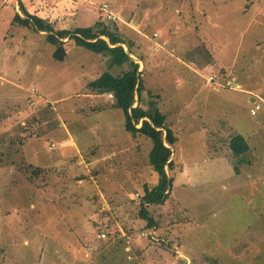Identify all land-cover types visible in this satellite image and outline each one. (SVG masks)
Instances as JSON below:
<instances>
[{
	"label": "rangeland",
	"instance_id": "obj_1",
	"mask_svg": "<svg viewBox=\"0 0 264 264\" xmlns=\"http://www.w3.org/2000/svg\"><path fill=\"white\" fill-rule=\"evenodd\" d=\"M15 1L55 28L100 21L132 42L139 105L158 95L177 138L171 196L147 207L154 230L138 217L158 181L151 143L86 88L126 66L108 69L71 41L55 60L44 33L13 23ZM234 134L250 148L238 175ZM0 154V264H264V0H0ZM38 166L52 176L34 177ZM11 169L21 173L8 187ZM40 179L53 187L33 201L24 182Z\"/></svg>",
	"mask_w": 264,
	"mask_h": 264
},
{
	"label": "trees",
	"instance_id": "obj_2",
	"mask_svg": "<svg viewBox=\"0 0 264 264\" xmlns=\"http://www.w3.org/2000/svg\"><path fill=\"white\" fill-rule=\"evenodd\" d=\"M17 6L23 18L16 13L13 23L44 33L45 41L54 47L52 56L55 60L63 61L66 58L64 45L71 41L73 45L91 52L93 56L102 61H106L108 69L126 66L127 69L122 70L121 74L116 76L109 72H103L89 82L86 88L94 94H111L113 101L111 107L120 110L125 118L124 130L131 136H143L151 143L148 164L151 170L157 174L158 181L151 188L144 186L139 202L138 217L145 222V229L154 230L157 228V222L149 214L147 207L162 206L171 196L173 178H170L167 172L174 169L171 156L172 147L177 138L166 122V115L159 110L160 97L158 95L147 93L146 108L139 105L144 87L138 72L139 66L130 57L132 42L100 21L85 28H55L48 23L47 18L28 14L20 1H17ZM123 45L128 48L126 52ZM135 103L137 105L134 107ZM28 138L29 136L19 138L15 143L22 146ZM228 148L234 160L233 172L238 175L241 166L251 164L246 158L250 150L249 145L241 135L234 134L229 138ZM31 172L34 177L46 174L44 168L40 167L33 168Z\"/></svg>",
	"mask_w": 264,
	"mask_h": 264
},
{
	"label": "crops",
	"instance_id": "obj_3",
	"mask_svg": "<svg viewBox=\"0 0 264 264\" xmlns=\"http://www.w3.org/2000/svg\"><path fill=\"white\" fill-rule=\"evenodd\" d=\"M16 2V1H15ZM17 3V2H16ZM16 7H18L17 6V4H16ZM18 14H19V12H18ZM49 19V18H48ZM48 21H52V20H48ZM212 81H213V78H212ZM211 81V82H212ZM210 82V83H211ZM231 86H234V85H231ZM35 92V91H34ZM32 93V92H31ZM36 94V93H35ZM92 95H94V94H92V93H90L89 95H87V96H89V97H93ZM104 95H106V97H107V94H102V95H100V96H104ZM96 96H98V95H96ZM108 99V98H107ZM252 99V98H251ZM253 100V99H252ZM254 101V102H253ZM253 101H251V102H253V104L254 103H256V100H253ZM136 104V103H135ZM137 105V104H136ZM135 107V106H134ZM98 109L96 110V113H101V112H103V111H106V109H108V107H101V106H99V107H97ZM124 124V123H123ZM123 128H124V126H123ZM29 153H32V152H29ZM38 167H41V166H38ZM18 172H20V171H18ZM16 170H13V169H11V170H9L8 171V174H7V172H3V174L4 175H7V177L9 176V179H10V181H12V182H8V187L11 185V183H13V184H16L17 182L15 181V180H12L11 178L13 177L12 176V174H14L15 175V173H17V174H19ZM21 173V172H20ZM50 174V175H49ZM45 175H49V176H52V173H50V172H48V171H46V174ZM24 183H26L27 185H29V186H31V187H33L32 188V190H29V189H27L28 191H30V192H32V200L34 201L35 200V197L37 196V193H44V192H50V191H48V189L47 188H50L51 189V187H53V184L52 183H50V182H48L46 185L44 184V181H43V179L41 180H32V181H25ZM18 184V183H17ZM16 184V185H17ZM39 196H41V194L40 195H38V197ZM44 199H45V202L47 203V204H52V201H53V199L51 198V195L50 194H48V195H46V196H44ZM10 212V211H9ZM7 213V215H10V213ZM6 214V213H5Z\"/></svg>",
	"mask_w": 264,
	"mask_h": 264
},
{
	"label": "built area",
	"instance_id": "obj_4",
	"mask_svg": "<svg viewBox=\"0 0 264 264\" xmlns=\"http://www.w3.org/2000/svg\"><path fill=\"white\" fill-rule=\"evenodd\" d=\"M101 10L104 12V15H105V19H106V20L109 21V20H115V19H116L115 15L110 11V9L108 8V6H107L106 4L102 5ZM48 23H49V24H52V21H48ZM211 81H212V77H210V78L207 80L208 83H210ZM31 92L34 93V90H31ZM107 96H108L109 98H112V95H111V94H108ZM254 104H255V103H254ZM259 109H260L259 104H258V105L255 104V105H254V108L250 109V115L254 116L255 113L258 112ZM98 238H101V239L105 238V234H100V235H98Z\"/></svg>",
	"mask_w": 264,
	"mask_h": 264
}]
</instances>
